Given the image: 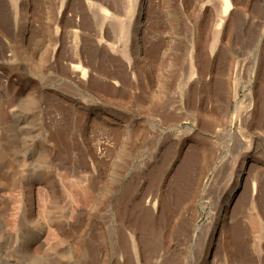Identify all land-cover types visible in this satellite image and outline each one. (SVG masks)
I'll return each mask as SVG.
<instances>
[{
  "label": "rangeland",
  "instance_id": "374dc122",
  "mask_svg": "<svg viewBox=\"0 0 264 264\" xmlns=\"http://www.w3.org/2000/svg\"><path fill=\"white\" fill-rule=\"evenodd\" d=\"M93 1L0 0V264H264V0Z\"/></svg>",
  "mask_w": 264,
  "mask_h": 264
},
{
  "label": "bare ground",
  "instance_id": "6f19581e",
  "mask_svg": "<svg viewBox=\"0 0 264 264\" xmlns=\"http://www.w3.org/2000/svg\"><path fill=\"white\" fill-rule=\"evenodd\" d=\"M85 2L87 4V6L89 7V9L92 10V15L93 16L100 15V14H103V15L104 14L105 15L108 14V10H106L105 8H103L101 5L97 4L93 0H85ZM229 7H230L229 1L228 0H224V5H223V8H222L221 14L219 16V19H218V24H217L218 27L221 25V23L225 19ZM122 26H123V24H122ZM226 50L227 51L225 52V54L227 55V52L230 53V51H231L229 46L226 47ZM75 53L77 54V52H75ZM120 54H121L122 57H125V53L124 52L121 51ZM224 58H225V56H224ZM72 68L74 70H80V65L79 64L78 65L73 64ZM263 74H264V64H263ZM85 75H86V69L82 68L81 69V76L84 77ZM263 87H264V85L261 86L259 91H258L259 92V96H260V102H258L259 104L256 105L257 106V110H255L256 111V114H255L256 115V123L258 125H264V89H263ZM252 185H253L252 189L254 190V184H252ZM252 192H254V191H252ZM257 221H255L254 219L252 220L253 226H256L260 222V221H258V222Z\"/></svg>",
  "mask_w": 264,
  "mask_h": 264
}]
</instances>
